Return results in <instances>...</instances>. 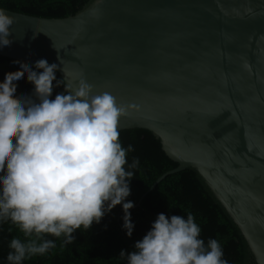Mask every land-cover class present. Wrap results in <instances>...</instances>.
Listing matches in <instances>:
<instances>
[{
  "label": "water",
  "instance_id": "1",
  "mask_svg": "<svg viewBox=\"0 0 264 264\" xmlns=\"http://www.w3.org/2000/svg\"><path fill=\"white\" fill-rule=\"evenodd\" d=\"M12 16L0 55L56 63L65 84L135 105L144 129L192 168L264 264V0H92L73 16ZM55 48H54V47ZM59 58V59H58Z\"/></svg>",
  "mask_w": 264,
  "mask_h": 264
},
{
  "label": "clouds",
  "instance_id": "2",
  "mask_svg": "<svg viewBox=\"0 0 264 264\" xmlns=\"http://www.w3.org/2000/svg\"><path fill=\"white\" fill-rule=\"evenodd\" d=\"M7 13L0 7V49L12 43L14 20ZM13 63L18 70L0 82V227L19 235L8 243L5 264L43 257L57 241L72 244L77 230L99 224L117 205L130 238L134 203L127 198L140 162L128 161L134 149L122 146L118 121L136 106L118 103L107 91L94 93L82 77L52 98L63 81L57 71L66 76L62 68L46 59ZM25 78L32 94L17 98ZM134 249L118 258L126 264H229L217 239L201 238L191 212L186 218L158 214Z\"/></svg>",
  "mask_w": 264,
  "mask_h": 264
},
{
  "label": "trees",
  "instance_id": "3",
  "mask_svg": "<svg viewBox=\"0 0 264 264\" xmlns=\"http://www.w3.org/2000/svg\"><path fill=\"white\" fill-rule=\"evenodd\" d=\"M92 0H0V7L5 10L28 16L42 18H65L84 9ZM17 61L0 55V82L5 73L15 72ZM21 64H32L18 61ZM58 80H61L56 73ZM62 81L53 90L52 98L63 91ZM33 86L26 78L17 86V98L31 95ZM122 146H133L128 153V161L139 159V166L134 170L130 182V196L127 200L134 203L130 210L134 224L129 238L122 228L123 211L117 205L106 214L99 224H93L88 230H77L72 244L64 247L57 241V247L43 257H34L25 264H126L120 260L119 253L134 251L135 242L141 240L150 230L151 224L160 213L167 216L179 215L186 218L191 212L201 227V238L217 239L223 248L224 258L229 264H254L247 250L246 243L239 230L229 218L220 203L209 191L200 176L192 168L168 174L149 191L154 181L162 174L173 170L177 164L170 160L161 148L160 141L151 132L144 129H126L119 131ZM9 225L0 227V264H5L9 251L8 243L19 233Z\"/></svg>",
  "mask_w": 264,
  "mask_h": 264
}]
</instances>
